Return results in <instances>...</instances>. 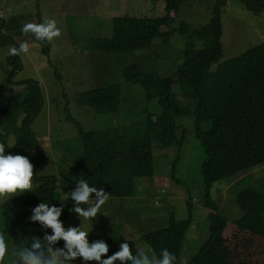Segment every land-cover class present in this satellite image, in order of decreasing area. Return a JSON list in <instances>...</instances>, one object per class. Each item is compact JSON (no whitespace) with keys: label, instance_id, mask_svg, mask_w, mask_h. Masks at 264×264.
<instances>
[{"label":"trees","instance_id":"obj_1","mask_svg":"<svg viewBox=\"0 0 264 264\" xmlns=\"http://www.w3.org/2000/svg\"><path fill=\"white\" fill-rule=\"evenodd\" d=\"M227 1L239 2L255 15L264 12V0H216L207 24L194 28L180 22L176 30H172L174 18L171 14L178 13L184 0H164L163 17H114L110 21V37L90 41L94 52L116 55L147 50L155 39H159L161 45H167L173 33H179L185 43L176 77L191 101L190 106L185 107L178 102L170 77L146 74L138 65H130L123 70L125 82L140 87L147 102L157 100L161 110L155 120L149 115L145 117L141 133L123 136L114 128L84 132L66 112V120L75 127L80 153L70 165L62 168L58 177L70 189L69 192L77 187V181L82 178L90 186L103 188L105 193L110 194L109 199L134 198L137 179L153 180L152 137H156V143L165 150V154L173 145L179 152L183 139H176L180 127L174 124L173 119H193L195 137L204 151L200 173L204 206L209 213L207 239L187 264H264V192L247 188L234 193V203L242 217L232 222L226 220L210 198L214 184L228 181L230 185L245 178L243 176L252 169L264 165V45L252 47L221 63V14ZM3 26L0 18V31ZM163 28L166 32H161ZM12 41V38L2 37L0 33V46ZM197 43L201 44L200 49ZM48 46V42L44 41V53L48 51ZM8 60L12 66L7 80L21 70L16 56H10ZM212 66H216L215 70H211ZM54 76L60 79L56 70ZM24 85L21 100L0 105V129L5 133L0 135V143L6 145L5 154L27 156L35 171L45 159L31 133V124L43 108V97L37 81L28 80ZM75 102L97 115L116 114L120 109L121 88L114 84L92 89L78 95ZM205 122L210 123V128L203 131ZM11 138L13 146L7 147ZM175 161L171 165L172 178ZM33 180L38 183L34 191L0 205V233L5 235L7 245L15 251L30 245L33 236L43 239L45 231L52 234L51 229H45L38 221L29 220L34 214L33 209L40 203L63 207L60 220L64 227L74 205L71 198L69 205H59L54 177L38 178L34 175ZM240 182L233 186L234 190ZM186 209L184 220L177 221L170 214L167 227L143 235L139 247L113 236L106 237L104 242L109 246V252L102 259L119 251L120 244L127 242L134 255L148 251L151 257L154 255L159 259L161 250L167 249L175 255V264H180L185 235L193 223L190 201L186 202ZM63 246L62 240L54 245L57 248Z\"/></svg>","mask_w":264,"mask_h":264},{"label":"rangeland","instance_id":"obj_2","mask_svg":"<svg viewBox=\"0 0 264 264\" xmlns=\"http://www.w3.org/2000/svg\"><path fill=\"white\" fill-rule=\"evenodd\" d=\"M215 1L184 0L178 13L171 14L174 18L171 29L176 30L180 22L194 28L204 26L212 17ZM164 9V0H0V16L4 25L0 33L2 37L7 36L13 40L12 43L0 46V105L21 100L25 90L24 82L34 80L39 83L43 108L31 124V133L45 160L35 169L34 175L38 178L52 176L57 180L60 206L69 205L70 198L65 197L70 189L62 184L58 175L80 153L75 127L66 120V112L84 132L114 128L123 136L141 133L145 117L149 115L155 120L161 110L157 100L147 102L140 87L125 82L123 70L130 65H138L146 74H155L160 78L170 77L178 102L182 106H190L191 101L176 77V69L182 63L181 53L185 43L179 33L174 32L167 45H161L160 40L155 39L151 48L133 53L100 54L91 48V40L110 37L112 18H161L164 16ZM47 19L57 22L61 36L48 42V51L44 53V41L37 40L32 33H23L22 27L26 23H43ZM221 28V63L252 47L264 45V12L252 14L239 2L227 1L221 14ZM161 32H166V29H161ZM22 42L29 44V53L16 56L21 70L7 80L12 66V62L10 64L8 60L9 49L18 48ZM197 48H201L200 43H197ZM215 68L216 66H212L211 70ZM54 70L59 74V80L55 78ZM114 84L121 88L120 109L116 114L97 115L75 102L83 92ZM173 121L180 127L176 139H183L181 149L178 152L176 145H173L165 154V150L156 143V137H152L153 180L137 179L134 198L109 199L93 220H84L69 211L65 229L81 226L89 232L90 243L103 241L98 233L107 230L111 236L139 247L143 235L167 227L170 214L177 221L184 220L187 217L186 202L190 201L193 223L185 235L179 263L188 261L208 236L209 210L204 206L200 173L204 151L195 137L192 118L179 117ZM209 128V122L202 125L203 131ZM11 143L12 138L9 140V144ZM177 157L178 160L175 161ZM174 161L175 173L172 178L171 165ZM243 177L245 181L240 182L243 179H239L230 185L227 184L228 181H220L210 190L211 200L218 205L229 222L242 217L234 203V193L247 188L264 192V165L252 169ZM238 182L240 183L234 190L233 186ZM37 185L33 180V189ZM28 192L30 191L13 198ZM6 201L8 200L0 199V205ZM8 249L9 254L3 264H14L17 259L16 251L9 246ZM145 252L151 258L150 253ZM70 264L85 262L82 258H77ZM87 264L98 262L90 261Z\"/></svg>","mask_w":264,"mask_h":264},{"label":"clouds","instance_id":"obj_3","mask_svg":"<svg viewBox=\"0 0 264 264\" xmlns=\"http://www.w3.org/2000/svg\"><path fill=\"white\" fill-rule=\"evenodd\" d=\"M25 34L32 33L37 40L52 42L61 36V30L57 27L54 19H47L43 23H26L22 27ZM29 53V44L22 42L19 47L9 49L10 56H19ZM0 129V135H4ZM9 144L7 147H12ZM6 145L0 143V199L11 200L14 196L33 190L34 165L27 156L5 154ZM95 194V199H93ZM110 194L105 193L103 188L97 189L90 186L88 182L80 178L77 187L66 194L65 199L71 198L74 201L70 211L77 214L84 220L94 219L101 213L102 207L109 200ZM63 201V200H61ZM87 206V207H84ZM63 207H56L47 203H40L33 209V215L29 217L32 222H39L45 229H51L52 234L45 231L43 239L33 236L28 246L21 247L15 252L17 259L14 264H70L77 258L87 264L95 261L98 264H175L176 257L167 249L161 250V258H151L147 252L133 254L130 244L123 242L120 250L113 255L106 256L109 252L107 243L101 241L90 243L89 232L79 227L65 229L60 220ZM64 241L62 248L54 247L59 241ZM9 254L5 235L0 233V264H3L5 257ZM187 264V261H182Z\"/></svg>","mask_w":264,"mask_h":264},{"label":"crops","instance_id":"obj_4","mask_svg":"<svg viewBox=\"0 0 264 264\" xmlns=\"http://www.w3.org/2000/svg\"><path fill=\"white\" fill-rule=\"evenodd\" d=\"M98 234H100V238L103 239V241L106 239V237L111 236L110 232L107 230H101Z\"/></svg>","mask_w":264,"mask_h":264},{"label":"bare ground","instance_id":"obj_5","mask_svg":"<svg viewBox=\"0 0 264 264\" xmlns=\"http://www.w3.org/2000/svg\"><path fill=\"white\" fill-rule=\"evenodd\" d=\"M186 207V206H185ZM187 210V209H186Z\"/></svg>","mask_w":264,"mask_h":264},{"label":"built area","instance_id":"obj_6","mask_svg":"<svg viewBox=\"0 0 264 264\" xmlns=\"http://www.w3.org/2000/svg\"><path fill=\"white\" fill-rule=\"evenodd\" d=\"M0 18H1V16H0Z\"/></svg>","mask_w":264,"mask_h":264}]
</instances>
